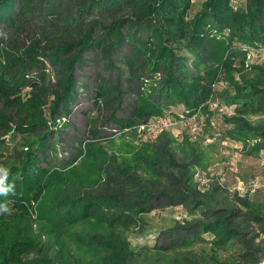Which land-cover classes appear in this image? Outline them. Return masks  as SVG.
Returning a JSON list of instances; mask_svg holds the SVG:
<instances>
[{"label":"trees","instance_id":"trees-1","mask_svg":"<svg viewBox=\"0 0 264 264\" xmlns=\"http://www.w3.org/2000/svg\"><path fill=\"white\" fill-rule=\"evenodd\" d=\"M23 3L24 0H0V21L17 25L15 17ZM67 3L75 7L77 15H69L66 26H84L87 14L95 17L100 13L102 19L89 21L79 33L68 31L64 34L67 38L59 37L45 47L39 43L24 50L1 52L0 165L10 170L6 184L14 185V192L0 195V204L9 202L12 209L10 215L0 214V264H208V260L235 264L216 255L170 259L162 253L149 262H136L139 252L131 247L120 228L139 222L163 197L169 205L190 200L191 212L199 211L202 217L177 222L164 231L169 243L161 245V250L175 252L177 248L205 241V235L209 234L211 243L217 247L232 241L242 243L239 262L261 263L264 258L261 245L255 243L258 237H264V212L260 207L241 197L239 204L217 206L212 195L201 194L191 184L182 183L177 175L169 174L175 186L172 192L164 188L158 177L136 176L139 170L147 168L160 176V170L168 165L190 171L188 165L176 160L166 143L157 144L152 156L142 150L133 162L117 167L118 174L123 175L121 189L102 194H93L82 186L79 192L58 191L51 204L52 220L60 227L58 232L94 218L98 223L95 231L85 230L75 236L81 244L100 251L96 259L90 260L74 256L64 260L51 253V244L35 228L34 214L48 191L60 189L73 182L72 177L80 176L75 165L62 168L48 159L59 142V116L67 115L75 101L74 70L86 62L85 51H100L106 69H115L117 80L100 86L96 92L97 99L104 97L109 102L111 96L121 99L122 93L121 71L114 57L124 46L130 50L131 70L140 81L136 106L126 120L117 118L115 113L110 116L123 129H133L136 122L139 127L165 115L166 109L180 105L187 110V119L202 113L210 121L211 103L225 102L235 104V111L224 116L228 126L224 137L240 143L249 156L264 151V121L253 123L249 118L264 113V57L253 64L246 60L250 48L264 46V0H203L194 15L190 14L193 0H67ZM43 57L60 74L52 89L47 86ZM248 68L252 75L244 73ZM223 81L228 86L221 89L218 85ZM26 85L34 93L23 99L20 92ZM50 95L54 98L49 104ZM17 132L33 134L35 138L25 141V149L8 153L4 149L6 142ZM86 154H92L90 148ZM198 156L195 160L200 163ZM141 181L142 186L134 187V182ZM129 187L134 190L131 192ZM46 214L44 209L39 218ZM250 227L255 231L247 237ZM60 255L63 256L61 252Z\"/></svg>","mask_w":264,"mask_h":264},{"label":"rangeland","instance_id":"rangeland-1","mask_svg":"<svg viewBox=\"0 0 264 264\" xmlns=\"http://www.w3.org/2000/svg\"><path fill=\"white\" fill-rule=\"evenodd\" d=\"M193 1L191 15L200 10L203 0ZM18 11L19 14L15 17L17 25H7L0 21V59L3 58L1 52L5 49L24 50L39 43L45 47L47 44H54L59 37L67 38L64 34L68 31L79 33L89 21L97 17L102 19L100 13L95 14V17L87 14L83 18L84 26H66V18L69 15H77L75 7L67 3V0H24L23 6L18 7ZM129 53L128 46H124L114 57L121 71L119 87L122 91L120 95L122 102L114 96L106 102L104 97L97 99L96 92L100 86L106 87L110 82L114 83L117 80L115 69H106L100 51H85L86 62L82 66H76L74 70V78L77 81L75 101L70 105V112L59 116L58 119L59 142L51 151L48 160L62 168L75 165L79 169L80 176L72 177L73 182L64 184L60 189L54 187L48 191L41 201V208H37L38 213L35 212L34 219L37 218L36 230L42 231L44 239L51 244V253L64 260L73 256L87 260L98 257L100 251L98 248L81 244L75 236L85 230L95 231L98 223L93 218L70 226L59 233L60 227L52 220L54 211L51 204L56 193L79 192L80 186L93 194L121 189L123 175L118 174L117 167L122 168L124 162H133L142 150L146 153L150 152L152 156L157 144L166 143L176 160L188 165L190 171L184 172L180 167L168 165L160 170V176L150 168L145 171L139 170L136 176L158 177L163 182L164 188L172 192L175 186L171 184L169 174L177 175L182 183L191 184L190 186L201 194L212 195L217 206L239 204L241 197L260 207L264 212V151L249 156L243 152L240 143L224 137L228 129L224 116L234 113L235 104L220 102L215 107H211L213 115L209 118L210 121L207 114L202 113L196 114L195 119H187V110L183 106H172L165 110V115L156 116L167 120L165 121L167 127L157 131L153 129L140 131L137 122L133 129H123L110 118L111 113H115L117 118L126 120L133 115L136 106L140 81L133 76ZM43 59L47 65V84H49L47 86L52 89L60 74L47 57ZM253 63L255 62L249 64ZM32 72L34 75L37 74L35 71ZM32 72L29 71V74ZM244 73L252 75L249 68L245 69ZM220 86L222 89L228 85L223 81ZM33 93V88L26 85L20 95L23 99H27ZM53 98L54 95L49 96V104ZM0 108H3L1 100ZM249 118L253 123L264 121V113L253 114ZM33 138H35L33 134L25 135L17 132L15 137L6 142L4 149L14 154L17 149H25V141ZM89 148L91 155L86 154ZM196 155H199L200 163L195 160ZM142 183V181L134 182V187L142 186ZM131 188L128 189L132 192L134 188ZM192 205L190 200L169 205L167 198L163 197L156 202L151 212L142 215L139 222L128 228L121 227L131 247L139 252L135 261L149 262L157 254L162 253L167 254L170 259L182 255L206 258L216 255L219 259H227L231 263H241L238 256L243 251L242 243L232 241L225 246L217 247L211 243L212 236L209 234L205 235V241L177 248L175 252H165L160 249L161 245L169 243L168 238L163 234L164 231L177 222L196 221L202 217L199 211L191 212ZM44 209L47 214L40 219L39 215ZM254 231L251 230L247 237L253 235ZM255 243L261 245L260 253L264 255V237H258ZM207 263L216 264L212 260H208ZM263 263L264 258L259 264ZM241 264L246 263L242 261Z\"/></svg>","mask_w":264,"mask_h":264},{"label":"built area","instance_id":"built-area-1","mask_svg":"<svg viewBox=\"0 0 264 264\" xmlns=\"http://www.w3.org/2000/svg\"><path fill=\"white\" fill-rule=\"evenodd\" d=\"M264 57V46H259V47H254V48H250L247 52V57L246 60L247 62H255L256 60L263 58ZM221 84V82H220ZM220 84L218 86H220ZM220 102L218 101H214L211 103V107H215L216 104H219ZM194 115L193 117H191V119H195ZM167 120L163 119V118H152L150 119L148 122L145 123H141L139 125L140 127V131H144L146 129H153L155 131H157L158 129H162L164 127H167V122H165Z\"/></svg>","mask_w":264,"mask_h":264},{"label":"clouds","instance_id":"clouds-1","mask_svg":"<svg viewBox=\"0 0 264 264\" xmlns=\"http://www.w3.org/2000/svg\"><path fill=\"white\" fill-rule=\"evenodd\" d=\"M10 170L0 165V195L7 196L14 192V185L6 184ZM12 209L9 207V202L0 204V214H11Z\"/></svg>","mask_w":264,"mask_h":264}]
</instances>
